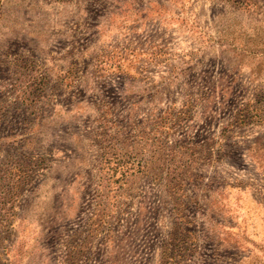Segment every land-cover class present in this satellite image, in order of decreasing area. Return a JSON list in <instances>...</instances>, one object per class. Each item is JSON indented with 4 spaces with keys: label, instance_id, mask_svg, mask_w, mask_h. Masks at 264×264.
<instances>
[{
    "label": "rangeland",
    "instance_id": "rangeland-1",
    "mask_svg": "<svg viewBox=\"0 0 264 264\" xmlns=\"http://www.w3.org/2000/svg\"><path fill=\"white\" fill-rule=\"evenodd\" d=\"M0 264H264V0H0Z\"/></svg>",
    "mask_w": 264,
    "mask_h": 264
}]
</instances>
